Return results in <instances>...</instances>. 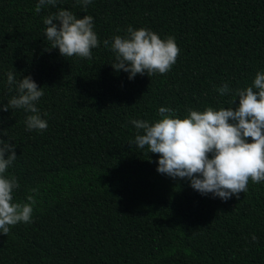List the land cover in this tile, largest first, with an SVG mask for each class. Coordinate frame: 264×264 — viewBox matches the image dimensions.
<instances>
[{"label": "trees", "instance_id": "obj_1", "mask_svg": "<svg viewBox=\"0 0 264 264\" xmlns=\"http://www.w3.org/2000/svg\"><path fill=\"white\" fill-rule=\"evenodd\" d=\"M38 2L0 0V108L17 95L7 74L31 76L48 124L28 131L33 113L0 110V139L17 155L5 173L19 184L13 203L36 201L31 223L0 234V264H264V181L227 201L202 195L158 173L159 155L136 146L143 130L132 124L161 119V107L181 119L235 108V90L264 72V0H57L36 13ZM59 10L93 17L91 59L50 48L43 20ZM129 26L175 38L169 72L130 80L111 66L103 41Z\"/></svg>", "mask_w": 264, "mask_h": 264}, {"label": "clouds", "instance_id": "obj_2", "mask_svg": "<svg viewBox=\"0 0 264 264\" xmlns=\"http://www.w3.org/2000/svg\"><path fill=\"white\" fill-rule=\"evenodd\" d=\"M79 2L86 7L92 0ZM56 4L57 0H39L35 12L39 13L45 5ZM43 23L50 48H58L64 57L91 59L92 49L99 46L92 16L77 18L71 11L59 10L44 18ZM103 44L115 55L111 66L128 73L130 80L137 74L147 73L149 77L166 74L180 53L174 37L161 39L151 30L131 26L126 36H114ZM7 82L16 85L17 95L0 110L23 109L33 113L25 120L26 130H46L47 121L41 118L35 103L44 95L42 88L31 76L16 81L12 72L7 74ZM217 91L223 96L230 89L224 84ZM235 97L239 99L235 108L188 109V115L181 119L174 117L172 109L161 107L158 110L161 119L153 123L133 120L136 129L143 130V134L136 135L135 144L141 149L147 146L150 153L159 155L158 173L174 179L188 178L191 187L202 195L211 193L223 201L232 196L239 198L240 193L248 190L250 180L264 181V72L256 73L251 86L236 89ZM16 158L15 146L0 139V234L3 235L9 233L10 226L31 223L36 203L32 195L27 197V203H13V190L19 184L14 176L6 177L5 173ZM251 239L258 240L255 235Z\"/></svg>", "mask_w": 264, "mask_h": 264}]
</instances>
